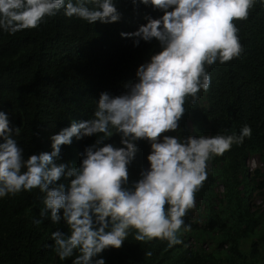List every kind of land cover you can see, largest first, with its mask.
I'll return each mask as SVG.
<instances>
[{
  "label": "trees",
  "instance_id": "1",
  "mask_svg": "<svg viewBox=\"0 0 264 264\" xmlns=\"http://www.w3.org/2000/svg\"><path fill=\"white\" fill-rule=\"evenodd\" d=\"M75 3V0H73ZM121 14L118 22L89 24L61 9L46 17L38 29L10 35L0 30V110L8 114L10 124L21 129L15 137L25 159L33 154L51 152V137L73 121L92 118L102 92L117 96L125 85L136 81L137 68L161 50L159 42L140 40L121 33L136 31L150 15L158 19L160 10L150 6L134 7L130 0H114ZM92 7L91 4H88ZM244 53L230 62L217 61L208 67L210 88L201 91L195 105L188 109L180 128L166 135H229L248 125L250 138L233 145L208 164V176L196 199L203 206V222L198 226L189 213L183 218L190 230L178 234L182 243L169 246L167 241L152 239L138 242L135 230L119 249L108 248L95 259L105 264H264V208L251 211L247 198L254 189L245 162L258 156L263 171L254 176L264 184V4L256 3L246 21H236ZM96 137L72 138L62 145L57 163L71 162V150L80 164L84 149ZM122 147L120 135L104 141ZM137 152L128 166L130 187L149 167L147 140L136 141ZM23 171V170H22ZM61 183H67L62 178ZM220 184L222 194L214 193ZM45 193L38 188L15 196L0 198V264H72L73 257L61 260L51 238L70 228L61 220L53 223L42 217ZM62 214V213H61ZM34 220H41L39 225ZM208 239L214 248L207 250ZM248 242L247 252L241 248ZM226 245L225 250L222 246ZM209 249V248H208ZM147 253H151L148 255Z\"/></svg>",
  "mask_w": 264,
  "mask_h": 264
},
{
  "label": "clouds",
  "instance_id": "2",
  "mask_svg": "<svg viewBox=\"0 0 264 264\" xmlns=\"http://www.w3.org/2000/svg\"><path fill=\"white\" fill-rule=\"evenodd\" d=\"M130 2L163 15L158 19L148 15L147 23L136 31L121 33L133 38L134 45L155 38L161 48L137 68L136 81L125 85V93L102 92L92 118L73 121L51 137V152L27 159L15 139L21 129L12 126L8 114L0 110V198L34 188L45 193L40 215L50 216L53 223L63 220L70 228V234L56 230L51 238L61 260L78 250L72 264H105L104 259L95 258L108 248H121L130 230H135L138 242L159 239L170 247L182 243L181 229L190 230L183 218L196 205L209 161L252 135L248 125L238 134L186 136L183 140L166 133L180 128L188 111L185 104L195 105L199 93L210 88L208 67L244 53L235 22L246 21L258 0ZM61 9L65 16L89 24L114 23L121 18L114 0H0V30L14 35L38 29L46 17ZM114 134L120 135L122 147L104 143ZM92 136L96 139L84 149L79 166L56 162L61 146L71 144L73 137ZM138 140L150 144L149 167L127 187L128 166ZM62 178L66 184L60 182Z\"/></svg>",
  "mask_w": 264,
  "mask_h": 264
},
{
  "label": "rangeland",
  "instance_id": "3",
  "mask_svg": "<svg viewBox=\"0 0 264 264\" xmlns=\"http://www.w3.org/2000/svg\"><path fill=\"white\" fill-rule=\"evenodd\" d=\"M71 156V163L75 164L76 166H79L78 164V158L77 155L73 150H71L70 153ZM245 166L247 168V172L249 174V177L253 179V183L255 185L254 189L250 193L249 197L247 198L248 205L251 211L259 212L264 208V184L260 185V178L254 176V171L258 170V172L263 171V166L261 165V162L258 158V156H249L245 162ZM210 168V164H208V169ZM214 193L220 197L222 194V187L220 184H217V187L214 189ZM203 206L202 203L198 199H196V205L193 209L189 210L188 213L191 216V219L197 223L198 226H201L203 222ZM205 244H208L207 250L214 248V243L210 242L208 239H206ZM249 247L248 242L242 243L241 248L244 252H247ZM209 248V249H208ZM226 245L222 246V249L225 250Z\"/></svg>",
  "mask_w": 264,
  "mask_h": 264
}]
</instances>
